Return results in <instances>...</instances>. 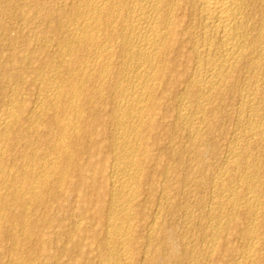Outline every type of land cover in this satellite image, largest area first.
I'll list each match as a JSON object with an SVG mask.
<instances>
[{
  "label": "bare ground",
  "instance_id": "6f19581e",
  "mask_svg": "<svg viewBox=\"0 0 264 264\" xmlns=\"http://www.w3.org/2000/svg\"><path fill=\"white\" fill-rule=\"evenodd\" d=\"M17 5L0 4L21 47L0 64V263L263 264L264 0Z\"/></svg>",
  "mask_w": 264,
  "mask_h": 264
},
{
  "label": "rangeland",
  "instance_id": "374dc122",
  "mask_svg": "<svg viewBox=\"0 0 264 264\" xmlns=\"http://www.w3.org/2000/svg\"><path fill=\"white\" fill-rule=\"evenodd\" d=\"M9 1H12V2H15V4L17 3L18 5V7L19 8H16L15 6H13V7H11V8H9V9H7V10H4V11H7V14H11V13H14L15 12V10L17 9V10H22V9H28V6L29 5H31V4H33L34 2H36V1H39V2H43V3H45L46 5H53V3H55L57 0H23V2H22V0L20 1V0H9ZM55 1V2H54ZM70 0H64V2H69ZM29 3H31V4H29ZM0 4H1V0H0ZM23 4H24V6H23ZM31 7V6H30ZM0 9H1V7H0ZM6 19H4V21H5ZM5 22H7V21H5ZM7 23H9L10 24V26H12L13 25V29H14V35H16V36H18L19 34H22V33H26V31H27V27H25V26H23V25H18V26H16V24H13V22H7ZM21 26H22V31L20 30L21 29ZM23 27H24V29H23ZM20 31V32H19ZM22 32V33H21ZM2 36H0V64H3V65H11V66H14L16 63L13 61V59H11L12 57L10 56V54H11V52L12 51H17L18 49L17 48H19L20 47V42L19 43H15L14 45H10L9 43H8V41L7 40H5V39H3V38H1ZM9 44V45H8ZM8 46V47H7ZM9 48V49H8ZM11 48V49H10ZM21 48V47H20ZM23 49V48H22ZM2 53V54H1ZM11 59V60H10ZM38 87V85L36 84V86H35V84H34V86H32V87H23V88H21V90H19L20 92H22V93H24L25 91H26V93H28L29 95L36 89ZM23 90V91H22ZM30 91V92H29ZM25 94V93H24ZM230 99V98H229ZM231 100H233V99H230V101ZM226 112H227V110H226ZM224 124H226V125H224ZM232 131V122L231 121H225V122H223V123H221V124H219V126L217 127V131H216V134L215 135H213L211 138H210V140H209V146H210V148H211V151H210V155L211 156H209V157H207L208 158V162L210 163V164H212V165H219L220 163V158H221V153H222V147L228 142V134L230 133ZM220 134V136L221 137H219L217 134ZM225 133V134H224ZM225 135H227V137L225 136ZM222 136H224V137H222ZM178 139V138H177ZM176 139V140H177ZM220 139H221V141H220ZM178 142H179V139L177 140ZM215 158V159H214ZM217 159V160H216ZM214 162H213V161ZM211 162H213V163H211ZM216 163V164H215ZM152 189V188H151ZM150 191H153V190H150ZM154 191L155 192H150V197L148 196V194H147V196L145 195V200H149V198L150 199H152V201H146V202H144L145 200H144V196L142 197V201L145 203H143V205H142V209H141V211H140V215H139V217H140V221H141V224H143L146 220H148V218L150 217V215H151V209L153 208V206H154V200L153 199H155L157 196H158V191H159V189L157 188H154ZM152 193V194H151ZM149 197V198H148ZM181 200V198H179V200H178V203L180 204V203H183L184 202V200L182 199V202L180 201ZM150 202H152V203H150ZM148 203V204H147ZM179 204H177V205H179ZM147 205V206H146ZM180 205H182V204H180ZM179 205V206H180ZM70 205L69 204H66L64 207L65 208H68ZM150 206H151V208H150ZM144 207H146V208H144ZM150 208V210H148ZM176 208H178V207H176ZM175 208V209H176ZM144 209V210H143ZM148 210V211H147ZM177 210V209H176ZM193 209H191V211H192ZM145 211V212H144ZM143 212V214H141ZM148 213H149V216H148ZM191 213H195L194 212V210L191 212ZM143 216V217H142ZM147 216V217H146ZM264 218V217H263ZM205 220L206 219H204V222H205ZM202 222V221H201ZM204 222H202V225H203V223ZM198 229H200L199 227H198ZM197 229V230H198ZM197 232H199V231H197ZM196 232V233H197ZM262 233V234H261ZM198 234V233H197ZM261 237H264V229H260V231H259V233H258ZM234 240V241H233ZM240 247H242L241 246V244L240 243H238V242H236L235 241V239H232V240H230L229 242H228V245H227V248L229 249V251L230 250H235V251H240L241 250V248ZM240 248V249H239ZM245 248V247H244ZM223 252V253H222ZM226 258H228L229 259V257L227 256V254H226V252H224V251H221V249H217V251H216V254L213 256V258H211L209 261H208V263L207 264H225L224 262H223V260H225ZM231 260V259H230ZM1 264V263H0ZM262 264V263H261ZM264 264V263H263Z\"/></svg>",
  "mask_w": 264,
  "mask_h": 264
}]
</instances>
